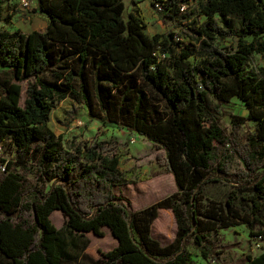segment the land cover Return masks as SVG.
Segmentation results:
<instances>
[{
  "label": "trees",
  "instance_id": "trees-1",
  "mask_svg": "<svg viewBox=\"0 0 264 264\" xmlns=\"http://www.w3.org/2000/svg\"><path fill=\"white\" fill-rule=\"evenodd\" d=\"M187 1L151 0L186 28L151 37L137 4L124 16V0H36L43 30L0 31V147L14 146L13 159L0 158V264H67L54 210L74 233L108 228L116 244L92 264H193L190 243L208 258L211 236L239 224L264 240V65L249 66L264 55V0H197L203 21L180 11ZM65 98L148 139L176 189L131 210L114 192L132 175L119 158L98 145L66 148L48 125ZM233 100L246 114L231 113L227 127L220 110ZM209 183L230 189L202 211ZM159 208L177 226L166 245L150 236ZM246 261L264 264V247Z\"/></svg>",
  "mask_w": 264,
  "mask_h": 264
},
{
  "label": "rangeland",
  "instance_id": "rangeland-1",
  "mask_svg": "<svg viewBox=\"0 0 264 264\" xmlns=\"http://www.w3.org/2000/svg\"><path fill=\"white\" fill-rule=\"evenodd\" d=\"M4 0L0 7V31H19L28 33L32 30H43L47 17L36 11V0ZM151 0H124V16L133 11L137 4L147 20L145 33L151 37L157 32L178 31L186 29L184 24L179 25L173 21L162 20L157 10L151 6ZM135 2V3H134ZM191 21H203L205 17L198 14L197 1L190 0L185 12ZM184 23V22H183ZM235 42L228 39L225 43ZM194 58H190L193 61ZM264 65V55L253 54L249 66L257 69ZM25 82H22L21 103L24 98ZM222 122L229 127L230 114L241 112L246 114L243 104L233 100L221 107ZM48 125L54 133L60 136L64 147L99 146L104 153L116 155L119 158V170L124 173L131 171L130 180L114 187L131 210H141L158 200L170 195L175 189L173 176L157 162L158 150L146 138L131 133L117 126H104L88 118L86 109L74 103L70 98L57 101L49 114ZM0 158L13 159L14 146L7 139L0 147ZM32 176L31 174L29 175ZM230 184L209 183L205 186L201 197V209L205 211L213 203H223L227 197ZM59 232V252L67 264H92L101 252L112 248L116 244L108 228H104V235L96 236L91 232L78 234L69 230L65 216L54 210L50 216ZM257 229V226H255ZM177 226L174 215L170 209L159 208L157 217L150 226V236L161 245L170 243ZM214 240L213 252L217 254L204 258L200 248L194 243L188 245L190 258L193 264H248L247 255L256 256L264 247V240L249 235L245 224L232 228L221 229Z\"/></svg>",
  "mask_w": 264,
  "mask_h": 264
},
{
  "label": "built area",
  "instance_id": "built-area-1",
  "mask_svg": "<svg viewBox=\"0 0 264 264\" xmlns=\"http://www.w3.org/2000/svg\"><path fill=\"white\" fill-rule=\"evenodd\" d=\"M189 1H190V0H188L187 2L182 3V5L180 6V11H181V12H186ZM196 1H197V0H196ZM22 2H23L24 4H27V2H26L25 0H22ZM155 7H156V9H160V4H159L158 2H156V3H155Z\"/></svg>",
  "mask_w": 264,
  "mask_h": 264
}]
</instances>
